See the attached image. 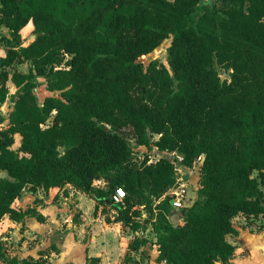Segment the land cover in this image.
Returning a JSON list of instances; mask_svg holds the SVG:
<instances>
[{
  "label": "trees",
  "instance_id": "trees-1",
  "mask_svg": "<svg viewBox=\"0 0 264 264\" xmlns=\"http://www.w3.org/2000/svg\"><path fill=\"white\" fill-rule=\"evenodd\" d=\"M218 2L0 0V28L9 29L0 104L9 80L17 87L0 129V171L7 173L0 176V221L48 222L37 201L22 206L23 191L41 187L55 196L71 184L97 206H115L116 220L134 232L143 205L157 237L156 264H229L236 245L228 236L239 233L234 218L264 215V0ZM25 29L45 34L25 44ZM169 38V66L140 61ZM19 62L31 70H17ZM37 75L61 94L40 104ZM52 115L55 122L44 126ZM132 140L165 155L138 160ZM176 152L186 170L200 162L198 197L181 209L183 224L169 219L174 208L163 197L177 178L166 154ZM100 179L104 186L96 185ZM118 187L124 203L113 202ZM147 242L137 234L125 261ZM0 260L48 262L45 252L9 258L1 239Z\"/></svg>",
  "mask_w": 264,
  "mask_h": 264
},
{
  "label": "rangeland",
  "instance_id": "rangeland-1",
  "mask_svg": "<svg viewBox=\"0 0 264 264\" xmlns=\"http://www.w3.org/2000/svg\"><path fill=\"white\" fill-rule=\"evenodd\" d=\"M202 2H206L209 4H212V3L219 4L218 0H202ZM7 35H9V29L6 26H2L0 28V58L6 56L7 54L8 46L6 44V38H5ZM23 35L25 36V40H24L25 44H28L31 41L32 35L29 33L28 29L23 30ZM170 43H171V38L164 40V42L152 53L142 56L140 58V61H142L145 64V66H148L151 62H155L157 65L164 64L166 66H169L168 49H169ZM15 68L23 72H29L32 68V64L30 62H22V63L19 62V63H16ZM10 71L13 72V69L10 68ZM227 76H228V73L222 74L223 78H226ZM36 81H37L38 86L35 89V91H36L38 101L40 104H43L44 99L49 95L58 96L61 94L60 91H54L48 88L47 79L44 76L37 75ZM8 86L10 89V94L14 93L17 90V87L11 80H9ZM10 94L7 100L4 103L0 104V129L6 127L10 120V114L13 109V103L10 100L11 98ZM53 115L48 119L47 124H45L44 126L51 125L55 122ZM153 138L154 140H156L159 138V135L155 134ZM15 139L16 141H15V144L13 145V148L18 149L19 146L21 145V139H22L21 135L17 134L15 136ZM132 147H133V155L138 160H142L146 156V154H148L150 157L149 159L152 162H155L159 160L163 155H165L162 151L158 150V148L154 144H152L151 147L147 145H138L135 143L134 140H132ZM60 150L63 152L64 147H60ZM178 155H180L178 152L171 153L168 155L166 154V156L169 157L171 160L177 159ZM199 164H200L199 162L196 163L190 172L184 173V175H186L190 179V183H192V189L196 191H197L198 179L200 176V165ZM0 176H7V173L5 171H0ZM96 185L104 186L105 181L103 179L97 180ZM29 191H30V188L26 187L21 195V198L25 199L27 196H29L30 195V193H28ZM77 191H79L77 190V188L69 184L62 191L58 192L55 196L52 194L49 196V194L43 188L40 187L37 193H35L34 195L35 201L33 202L34 200V197H33L32 202L26 203L28 204L26 206L33 205L36 203V201L39 202L40 200H42L41 197H44V199L46 198L50 200H55L57 202L65 200L68 203L67 211L65 214H67L68 216H71V215L72 216L70 220H68L67 222H62V217L59 218L61 220V223L58 226V229H59L58 232H61L62 230H65L66 228H72V227H69L68 225H70V223L72 226H74V224H78L79 223L78 221H80V219H82L83 216H87V217L89 216L92 218V217L98 216L100 213V216H102V218H104L107 221V223L113 224V222L116 221V217L118 216V211L115 206L108 205V204H100L99 206H97V203L94 198H92L91 196H89L87 193H85L82 190H81V193H82L81 195ZM79 196L81 198H78ZM23 201L24 200L20 199V203L22 205L25 203ZM92 201L94 204L92 203ZM157 202L158 201H156V203ZM139 208L142 209V216L141 218H139V221L141 222V225H142L141 230H143L144 227L145 228L147 227L149 229L147 231L144 230V233L147 234L149 236V239L151 240V242L147 245L151 248L143 249V251H140V250L137 251L135 255L139 259H137L136 262H134L135 260L132 258L131 260L126 261V263L124 264H142V263L150 264L151 254L149 255L148 253H150L151 249L154 248L153 244H154L155 239H157L156 234L151 224L148 223L147 225H145L144 223L145 218L152 217V216H149L150 212L146 208H144L143 205L139 206ZM85 210H87L86 211L87 213L89 211L88 215L85 212ZM153 218H155V215ZM182 218H183L182 210L176 211L172 209L171 213L169 214V219L174 223L180 222V219ZM237 221L240 222L241 220L238 218ZM252 222H256V226L258 227L261 226L262 228H264V220H259L258 218L254 221H251V222L249 221L248 224H251ZM82 230L84 231L82 235H84L85 239H88V232H89L88 227H85ZM102 231L103 233L100 237V240H98L97 242H95V244H93L94 247L95 248H97V246L104 247V248L107 247L110 251H113L111 252L112 254L117 253L118 252L116 248L117 243L115 242L117 240L116 227L110 226L108 229L102 228ZM123 232L125 233L126 236L128 235V233L133 234V230L130 227H124ZM37 240H40V238H38ZM34 241L35 240L31 241L32 244H34ZM239 243L244 244V246L248 249V255L243 258L240 264H256L257 262L260 264L264 263V237L263 236H259V235L252 236L251 233L244 232L243 235L239 239ZM4 245H5V251L8 253L9 256L14 254L15 249L13 248V243L10 244V242L7 241L6 244L4 243ZM65 251H66L65 254L59 260V264H62V263L73 264V263H76L78 260L79 262H83V259L85 256H83L82 248L81 249L79 248L77 251H75L73 246H70L69 244H67ZM132 253L133 252H131V255H133Z\"/></svg>",
  "mask_w": 264,
  "mask_h": 264
},
{
  "label": "crops",
  "instance_id": "crops-1",
  "mask_svg": "<svg viewBox=\"0 0 264 264\" xmlns=\"http://www.w3.org/2000/svg\"><path fill=\"white\" fill-rule=\"evenodd\" d=\"M77 192L80 195L82 194L81 190ZM28 193H30V195L28 194L29 196H27L25 199L20 198L21 200H24V206L28 205L26 203L32 202L33 197V202L35 201V193L31 190ZM50 195L51 194H49V196ZM41 198L42 200L37 202V208L38 210L44 212L49 216L48 222L40 221L35 216H27L23 222H15L8 215H6L0 221V239L5 244L7 241H9L10 244L13 243V248L15 249L14 254H12L11 256H9L6 252V255L9 258H39L40 256H42V252H45V257L48 259V262L46 264H59V260L65 254L66 246L67 244H69L70 246L74 247L75 251H77L79 248H82L83 256H85L83 262H79L78 260L73 264H86L88 262V258L90 257H99L100 264H124L126 263L125 257L130 250L129 245L134 240L137 234L142 235L143 237L148 239L147 244L141 247L139 250L143 251V249L151 248L147 246L151 242V240L149 239V236L144 233V230H149L147 227H144L143 230L140 229L136 232L133 231V234L128 233V235L126 236L123 232L124 227L122 225V222L116 220L115 222H113V224H109L104 218H102V216H100V213L98 216L92 218L89 216H83V218L78 221V224H74V226H72L70 223V225H68L72 228H66L61 232H58V226L61 223V220L59 218L62 217V222H67L72 216H68L67 214H65L67 211L68 203L65 200L57 202L55 200L46 198L44 199V197ZM78 198L81 197L79 196ZM86 211L87 210H85V212ZM238 218L241 220L240 222L237 221ZM258 218L259 220H264V215L251 218H247L244 215H239L234 218V224L239 230V233L236 235L228 236V239L236 245V251L229 264H240L243 258L248 255V249L244 246V244L239 243V239L244 232L251 233L252 236L259 235L264 237V228H262L261 226H256V222L248 224L249 221L251 222ZM182 219H180L179 222L181 224L184 223V220ZM110 226L116 227L117 240L115 242L117 243L116 248L118 252L115 254H112L111 252L113 251H110L107 247L104 248L97 246V248H95L93 245L95 244V242L100 240V237L103 233L102 228L108 229ZM85 227H88L89 230L88 239H85L84 235H82V233H84L82 229H84ZM38 238H40V240H37ZM33 240H35L34 244H32L31 242ZM153 245L154 248H152L151 252L148 253L149 255L151 254L150 264H156V259L159 254L156 239ZM54 247L58 248V250H54ZM137 251H134L132 253L133 255H131L135 260L134 262L139 259L135 255ZM219 263L221 264V262ZM0 264L10 263L0 260ZM256 264L260 263L257 262Z\"/></svg>",
  "mask_w": 264,
  "mask_h": 264
},
{
  "label": "built area",
  "instance_id": "built-area-1",
  "mask_svg": "<svg viewBox=\"0 0 264 264\" xmlns=\"http://www.w3.org/2000/svg\"><path fill=\"white\" fill-rule=\"evenodd\" d=\"M183 157L178 155L176 161V171H177V178L175 185L164 194V198L168 197L174 210L180 211L181 209L187 207L192 202V183H190V179L184 175L185 172H190L191 169L186 170L180 165L182 162ZM201 160V159H199ZM151 163L152 161L149 159L148 161ZM200 163V162H199ZM125 190L122 187L116 188L113 194V202L114 203H124L125 199Z\"/></svg>",
  "mask_w": 264,
  "mask_h": 264
},
{
  "label": "water",
  "instance_id": "water-1",
  "mask_svg": "<svg viewBox=\"0 0 264 264\" xmlns=\"http://www.w3.org/2000/svg\"><path fill=\"white\" fill-rule=\"evenodd\" d=\"M45 34V32H38L37 34H33L32 36H31V41H33L37 36H41V35H44ZM192 193H193V196H192V202L190 203V205L189 206H191L193 203H194V201L197 199V197H198V195H197V191L196 190H192Z\"/></svg>",
  "mask_w": 264,
  "mask_h": 264
}]
</instances>
